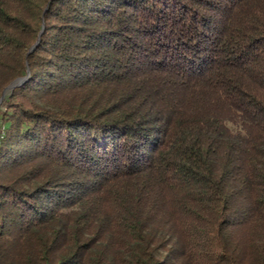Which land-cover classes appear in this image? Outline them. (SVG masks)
Here are the masks:
<instances>
[{"label": "trees", "instance_id": "1", "mask_svg": "<svg viewBox=\"0 0 264 264\" xmlns=\"http://www.w3.org/2000/svg\"><path fill=\"white\" fill-rule=\"evenodd\" d=\"M28 68L0 264H264V0H0V99Z\"/></svg>", "mask_w": 264, "mask_h": 264}, {"label": "water", "instance_id": "2", "mask_svg": "<svg viewBox=\"0 0 264 264\" xmlns=\"http://www.w3.org/2000/svg\"><path fill=\"white\" fill-rule=\"evenodd\" d=\"M41 33H42V31H41ZM41 33H40V35H41ZM40 35H39V37H40ZM38 42H39V39H38L37 42L32 46V48H31L30 51H32V50L35 48V46H36V44H37ZM26 79H27V77H21V78H18V79H16L15 81H13L9 86H7V87L5 88V91H4V94H3L2 98L0 99V104H1V102H2V100H3V97L5 96V94H6V92H7L8 90H11V89H13L15 86L22 84Z\"/></svg>", "mask_w": 264, "mask_h": 264}, {"label": "rangeland", "instance_id": "3", "mask_svg": "<svg viewBox=\"0 0 264 264\" xmlns=\"http://www.w3.org/2000/svg\"><path fill=\"white\" fill-rule=\"evenodd\" d=\"M44 27H45V26H44V23H43L42 28H41V31H42V32L44 31ZM41 31L39 32V35H40ZM41 34H42V33H41ZM39 35H38V39L40 40ZM40 36H41V35H40ZM38 39H37V40H38ZM36 42H37V41H36ZM36 42H35V43H36ZM37 44H38V43H37ZM37 44H36V45H37ZM35 47H36V46H35ZM31 48H32V47H31ZM31 48H30V50H31ZM30 50H29V52H31ZM29 74H30V69L28 68V69H27V75H26V76H23V77H27V79H28ZM19 78H21V77H19ZM17 79H18V78H17ZM27 79H26V80H27ZM26 80H25V81H26ZM14 81H15V80H14ZM25 81H24V82H25ZM8 86H9V85H8ZM17 86H18V85H17ZM15 87H16V86H15ZM15 87H14V88H15ZM14 88H13V89H14ZM13 89L8 90V91L6 92V94L9 93V92H11ZM4 91H5V90H4ZM3 94H4V92H3ZM6 94H5V96H6ZM2 96H3V95H2ZM5 96H4V97H5ZM4 97H3V99H4ZM1 98H2V97H1ZM2 102H3V100H2ZM2 102H1V104H2ZM1 104H0V106H1Z\"/></svg>", "mask_w": 264, "mask_h": 264}]
</instances>
